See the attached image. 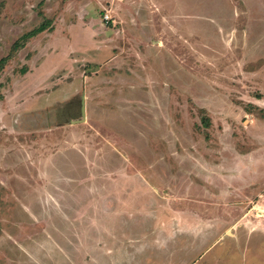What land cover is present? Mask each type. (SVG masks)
<instances>
[{
  "label": "rangeland",
  "instance_id": "rangeland-1",
  "mask_svg": "<svg viewBox=\"0 0 264 264\" xmlns=\"http://www.w3.org/2000/svg\"><path fill=\"white\" fill-rule=\"evenodd\" d=\"M2 59L0 264H264L191 234L264 220L213 177L264 118V0H0Z\"/></svg>",
  "mask_w": 264,
  "mask_h": 264
},
{
  "label": "crops",
  "instance_id": "crops-1",
  "mask_svg": "<svg viewBox=\"0 0 264 264\" xmlns=\"http://www.w3.org/2000/svg\"><path fill=\"white\" fill-rule=\"evenodd\" d=\"M54 93L51 94L50 98L57 100L61 97L60 95L54 96ZM255 108H253V110H255ZM258 111L260 113L262 109H258L255 113H257ZM262 112L264 114V111ZM260 115L262 116L261 113ZM259 125L264 126L263 117L259 118V120L251 119L247 123L245 129L248 128V134L244 133L241 137V142L234 145L235 154L229 156V161L225 158L224 154L219 155L218 157L220 159H218L219 175H213V177H217V179H219V181H221L222 183L217 199V201L219 202V204L217 205L219 206L217 208L218 210L222 208L223 210H225L226 208H230L233 209L236 213H246L248 211L252 212L254 209H256L264 212V168H256V165L260 166L264 164V134L263 132L260 133L254 131ZM254 153L255 157L254 155H252ZM260 169H262V171H260ZM230 172L232 173L231 176ZM230 178H232L233 181L236 180L235 183H232L233 187L235 188L232 194L237 195L236 199L233 201V204L231 202L228 203L227 200L224 201V196L228 194L227 181ZM239 195L242 196L241 199ZM258 198L260 199V201L258 200L259 202H263L261 203L262 205H251V203H256ZM214 209L216 211V208ZM219 217L220 219L216 223L206 224V222H204V227L208 225L209 230L206 231L204 229L201 236L197 233H191L193 237L192 242L198 241V244L200 245L195 250H198V252H202V255L205 254V259L207 255L209 256V253L211 251H208L214 246L213 243H217L218 240L216 239L219 237L220 230L222 231L223 228H231V230H229L228 232L224 231L225 233L222 234L219 239L225 238L229 241L230 245L236 246V248H238V246L242 244L240 248L243 247V251H249L250 249H252L251 253H243L244 258H247L248 256L252 257V255L254 254L253 258L260 259V256L262 255L260 250L263 249L264 246V220L256 218L249 219L245 216L243 218H234L232 219V222H228L225 216L223 217L222 215H219ZM232 251L234 250H227V252H225V257L229 255L233 256L234 253ZM216 259L217 257L214 258V260ZM221 259L222 258H219V260ZM203 264H207V261L203 262ZM242 264L246 263L243 262Z\"/></svg>",
  "mask_w": 264,
  "mask_h": 264
},
{
  "label": "trees",
  "instance_id": "trees-1",
  "mask_svg": "<svg viewBox=\"0 0 264 264\" xmlns=\"http://www.w3.org/2000/svg\"><path fill=\"white\" fill-rule=\"evenodd\" d=\"M45 30H47V26L45 24H42L41 26H39L37 29L33 30L32 32L28 33L25 38H32L42 32H44ZM6 62L5 59L0 60V72L2 71V67L4 65V63Z\"/></svg>",
  "mask_w": 264,
  "mask_h": 264
}]
</instances>
